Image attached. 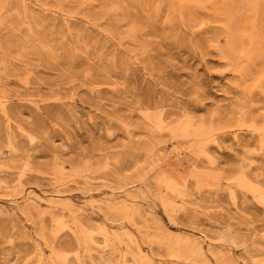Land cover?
<instances>
[{
    "label": "rangeland",
    "instance_id": "obj_1",
    "mask_svg": "<svg viewBox=\"0 0 264 264\" xmlns=\"http://www.w3.org/2000/svg\"><path fill=\"white\" fill-rule=\"evenodd\" d=\"M0 264H264V0H0Z\"/></svg>",
    "mask_w": 264,
    "mask_h": 264
}]
</instances>
